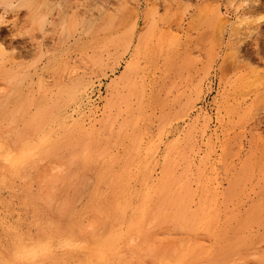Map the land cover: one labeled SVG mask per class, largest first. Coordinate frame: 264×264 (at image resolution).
<instances>
[{
  "label": "rangeland",
  "instance_id": "rangeland-1",
  "mask_svg": "<svg viewBox=\"0 0 264 264\" xmlns=\"http://www.w3.org/2000/svg\"><path fill=\"white\" fill-rule=\"evenodd\" d=\"M0 29V264H264V0H0ZM52 99L69 143L26 157ZM167 172L196 223L128 237ZM114 191L122 243L96 251L90 202Z\"/></svg>",
  "mask_w": 264,
  "mask_h": 264
},
{
  "label": "bare ground",
  "instance_id": "bare-ground-1",
  "mask_svg": "<svg viewBox=\"0 0 264 264\" xmlns=\"http://www.w3.org/2000/svg\"><path fill=\"white\" fill-rule=\"evenodd\" d=\"M69 1L70 0H68V2ZM46 5H47V3H46ZM0 33H1V31H0ZM25 43L26 42H20L19 43V44L23 45V46H20V47H23L22 49H26L27 46H25ZM25 76H27L26 75V69L22 66H19V65L16 66V71L14 72V74H12L11 77L9 76L10 77L9 80H11L12 82L15 83L14 85L11 86V87H13L12 91L14 93H17V95L15 97L16 101H13L11 104L13 110L16 112L22 111V109L24 108V104L27 101L25 99L23 100V98L20 97L19 89L17 87L20 79L24 78ZM5 80L7 81V79H5ZM2 82H4L3 79H2ZM9 82L10 81H7V84ZM7 86H9V84ZM8 93H9V91H8ZM9 94H11V93H9ZM8 101H9L8 99H4V100L0 101V123L3 122L5 124V126H6V122L3 119V117H5L4 115L7 112L6 107H7V104H9ZM34 105L36 107V113L34 116H32L30 118V120L27 121L29 123H27V128L24 130H26L25 131L26 133H30L31 135L36 136L37 145H35L34 147H29V148L25 149V153H24L25 155L24 156H26V157H30V156L34 155L35 152H36V154L38 153L39 155L53 154L57 150L58 147L68 144L69 139H70L67 134L62 135L61 139H54V138H52L53 132L51 131L50 128L47 130H43V127L46 125V123L53 119L55 110H57V105H56L55 99L49 100L47 102L39 100L38 102L34 103ZM7 122L9 123L8 127L11 128L13 126V124L16 122V119H13L12 121H7ZM50 125H52V124H50ZM12 129H13V127H12ZM22 134H23V131H20V133L15 134L16 136H18V138L14 137V142L16 145L19 143V139H20V136ZM72 142H74V141L72 140ZM138 165H139V163L136 166H138ZM107 174L110 176H115V174H113L111 171H109ZM95 175L100 180L102 178H105V172L102 169L96 170ZM172 182H174V180L172 179L170 174L167 172L166 178L161 182V184L158 187L159 188L158 189V196L159 197L157 198V202H155L154 206L146 205L147 204V203H145L146 199H144V198L141 199L140 205L138 206V208H136V210L133 211V214L131 215V217L127 221L128 222V229H127L128 230V234H127L128 237H131L132 235L134 236V235L142 234L145 232L144 231L145 229L148 231V228L150 226H153V225L160 226L162 223H165V222L175 221V223L177 225L182 224V226H185L188 228H192L194 226V224L196 223L195 218H198L197 215L194 216L195 218L191 217L185 223L182 220H179L177 218L175 219V214H181V211H183V202L179 198L180 196L176 197L175 196L176 194L167 193L168 190H167L166 184L167 183L171 184ZM116 192L114 191L109 195H105V194H102L101 192H97L94 194V196L90 202V209H91V212L93 214L92 219H93L94 227H93V229H91L89 236H90V238L94 244V249L96 251L101 249V251L105 250V251L110 252L113 249H115V247L117 245L122 243L121 235L116 230L118 228V227L116 228V225L119 223L120 220L124 219L123 214L125 212V208L124 207L120 208L121 206H118V204L116 205V199L119 196V194H116ZM129 204H130V202H129ZM127 208L129 209L128 206H127ZM182 214H183V212H182ZM108 218H110V220ZM104 220H108V222H109L108 227L103 226ZM71 221L75 222L73 219ZM118 226H119V224H118ZM120 228H122V227H120ZM124 229H125V227L123 228V230ZM186 257H188V254L183 252V258H186Z\"/></svg>",
  "mask_w": 264,
  "mask_h": 264
}]
</instances>
